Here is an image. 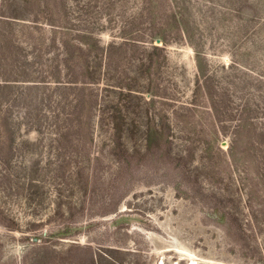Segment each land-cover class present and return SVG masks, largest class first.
<instances>
[{
  "label": "rangeland",
  "instance_id": "374dc122",
  "mask_svg": "<svg viewBox=\"0 0 264 264\" xmlns=\"http://www.w3.org/2000/svg\"><path fill=\"white\" fill-rule=\"evenodd\" d=\"M46 25L98 41L90 132L73 85L18 81L57 75ZM0 86V264H264V0H0Z\"/></svg>",
  "mask_w": 264,
  "mask_h": 264
},
{
  "label": "trees",
  "instance_id": "16d2710c",
  "mask_svg": "<svg viewBox=\"0 0 264 264\" xmlns=\"http://www.w3.org/2000/svg\"><path fill=\"white\" fill-rule=\"evenodd\" d=\"M21 23V22H19ZM40 27H42L39 24L36 23H25L22 22L21 23V28L22 29H27V31H29V33H32L33 29H40ZM46 29V30H45ZM45 29L43 27V29H41V31L45 34L46 32H48L49 29H53V30H57V27L54 28V26L51 25H47L45 26ZM49 35H52L51 39H53V45L54 43H56L55 46H57V48L59 47L60 50L56 51V53L53 55V53L51 55L52 56V60L51 59H47V61L53 62V64L51 66H49V63L46 62L44 64L41 65V67H46V70L42 71V78H45L48 74V72H52L53 69L56 71V76L54 77V80L52 81V83H50L49 81H45L44 79H38V80H18L19 82H32L29 83L30 87H28V89H52V87H44V86H62L63 88L73 85V89H77L78 91H80V94L77 95V101L75 102V105H73L70 109H69V115L68 116H62L63 120L62 123H65L68 127H72V126H76L77 128H82L84 126V124L82 123L83 120H87L86 126L88 131L90 132L91 130V126L94 125V119L95 117L92 116L93 115V111H92V101L91 98L95 97L94 93L97 90H92L91 88H85V87H90V86H86V85H80L81 83H85L84 81H82V79H93L94 76H96V74L98 72L101 71V69H95L92 67H89V63L87 61V55H84L88 52H91L92 49H94V47H98V45L96 44V42L98 43V41H94L91 43L90 46H88V49L85 46V43H77V44H72V43H68L67 40H65L63 37L61 38L62 44L59 45L57 40L55 39V33L52 32V34H50V32H48ZM42 43V42H41ZM134 44V43H132ZM110 47L115 46V45H109ZM77 50L80 55H78V57L75 56V54L72 52L73 50ZM152 50L154 51H158V47L156 46H152L151 47ZM103 51L102 48H98L97 51ZM102 54V52H96L94 55L97 57V61L99 60L100 55ZM49 55V56H51ZM38 60L40 59V56H37ZM49 58V57H48ZM152 57L149 58V60H151ZM148 60V61H149ZM26 61V60H25ZM80 61V62H79ZM82 63H86V70L83 69ZM36 64V63H35ZM48 66V67H47ZM95 69V70H94ZM64 76L63 81H60V78ZM57 78V79H55ZM76 78H81L80 83H77L75 81H73ZM6 85V84H5ZM88 85H90V82H88ZM0 88H6V86H0ZM68 89V88H66ZM90 92L91 97L88 99L87 98V94ZM96 101V98H95ZM83 110V113L81 114V111ZM117 113V112H116ZM86 118V119H85ZM112 118H114V116H112ZM75 121V125H72V122ZM104 122L103 118H99L98 120V125L99 127H103L106 126ZM61 123V121H57L56 127L60 128L59 124ZM133 123H126L124 124V131H129V127H133ZM127 127V128H126ZM121 128L117 123H113L111 121V130L115 133L118 132ZM143 128H147L146 130L143 129L141 132L143 133V141L144 143V151L147 152L149 157H155L157 155H161L164 150L163 148L166 147L167 145H171V137L169 135H165V132L161 133V129L160 127L158 128V131L155 129H150V127L148 125H146ZM164 129V126H163ZM161 133V134H160ZM165 136V137H164ZM164 138V139H163ZM106 139H102V141H100L101 143L106 142ZM112 143V147L109 149V154L111 157H114L115 162L116 163H120V166H126L128 163V150L126 148H124L122 146V144L116 143L115 141H111ZM121 145L122 147H119V145ZM156 145L155 146V151L150 152L151 146ZM154 147V146H153ZM158 152V153H157ZM100 157V158H99ZM100 159H102V156H96V157H92L91 160L93 161H100ZM126 171L130 170V167H126ZM99 171V170H98ZM97 170L94 171V178L98 177V173L100 174V172H98ZM125 171V172H126ZM97 174V175H96Z\"/></svg>",
  "mask_w": 264,
  "mask_h": 264
},
{
  "label": "bare ground",
  "instance_id": "6f19581e",
  "mask_svg": "<svg viewBox=\"0 0 264 264\" xmlns=\"http://www.w3.org/2000/svg\"><path fill=\"white\" fill-rule=\"evenodd\" d=\"M176 244H177V243H176ZM177 247H179L180 249H183L182 246H181L180 244H178ZM178 251H179V250H178ZM173 252H174V251H173ZM175 252H177V251H175ZM178 254H179V253H178ZM185 255H186V254H185ZM194 263H195V262H194V259L191 258L188 264H194Z\"/></svg>",
  "mask_w": 264,
  "mask_h": 264
}]
</instances>
